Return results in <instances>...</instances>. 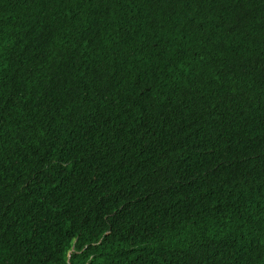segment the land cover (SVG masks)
Returning <instances> with one entry per match:
<instances>
[{
    "label": "trees",
    "instance_id": "obj_1",
    "mask_svg": "<svg viewBox=\"0 0 264 264\" xmlns=\"http://www.w3.org/2000/svg\"><path fill=\"white\" fill-rule=\"evenodd\" d=\"M0 264H264V0H0Z\"/></svg>",
    "mask_w": 264,
    "mask_h": 264
}]
</instances>
